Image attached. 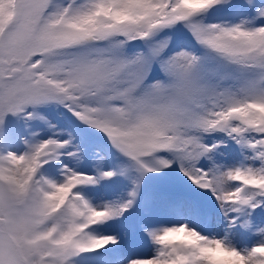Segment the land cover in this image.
<instances>
[{
  "label": "snow or ice",
  "instance_id": "obj_1",
  "mask_svg": "<svg viewBox=\"0 0 264 264\" xmlns=\"http://www.w3.org/2000/svg\"><path fill=\"white\" fill-rule=\"evenodd\" d=\"M0 264H264V0H0Z\"/></svg>",
  "mask_w": 264,
  "mask_h": 264
}]
</instances>
